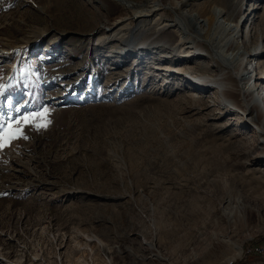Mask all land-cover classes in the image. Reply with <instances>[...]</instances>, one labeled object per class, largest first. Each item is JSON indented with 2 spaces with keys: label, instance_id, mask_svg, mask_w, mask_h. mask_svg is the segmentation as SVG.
<instances>
[{
  "label": "rangeland",
  "instance_id": "1",
  "mask_svg": "<svg viewBox=\"0 0 264 264\" xmlns=\"http://www.w3.org/2000/svg\"><path fill=\"white\" fill-rule=\"evenodd\" d=\"M215 7L262 86L264 0H0V128L27 136L0 150V264H134L147 244L226 264L233 243L231 264H264L260 134L171 63L178 17ZM205 46L188 65L212 73Z\"/></svg>",
  "mask_w": 264,
  "mask_h": 264
},
{
  "label": "bare ground",
  "instance_id": "2",
  "mask_svg": "<svg viewBox=\"0 0 264 264\" xmlns=\"http://www.w3.org/2000/svg\"><path fill=\"white\" fill-rule=\"evenodd\" d=\"M236 6L235 3H231L229 8L234 9ZM177 8L180 7L176 6ZM216 8H209L205 19H197V15L194 14H188L185 18L177 16V26L182 30L184 36L177 44V47L180 49L178 57L180 59L185 57L186 59L181 61L174 59L171 63L185 67L180 70L179 74H183L181 77L191 73V71L192 74L200 72L201 75L190 76L191 79L187 80L194 84L191 87L192 91H214L211 98L215 102L221 100L225 105L242 113L243 117L247 118L250 127L260 134L261 138L258 140V143L264 147V84L256 86L257 80L254 82L253 71L249 68L251 61L248 58V56L257 57L258 54L253 53V51L247 53L250 50V42H247V40L244 44L241 43V21L238 25H234L229 21L227 12L219 11ZM150 16L153 15L141 13L135 18L144 20ZM159 21L160 19L155 21L156 27L160 26ZM206 44L214 49L216 59L222 64L218 66V70L212 73L209 72V68H206L205 65L196 63L193 67L188 65L203 57L202 52L205 50ZM243 45H247L246 52H243ZM160 70L164 71L166 68H160ZM263 80L264 77L258 79V81ZM259 86L260 88L262 87L260 91ZM195 95H193V98ZM223 103L220 102V104ZM232 245L234 249L233 257L227 260L226 264H231L234 258L240 256L243 251L241 245H235L234 243ZM141 248L142 252H140L144 253L141 259L139 256L140 252L132 254L130 252V255L134 256V264H138V262L141 264H199L198 257L195 255L191 260H189V257L174 260L163 254L161 249L155 245L147 244ZM259 252L263 253V250Z\"/></svg>",
  "mask_w": 264,
  "mask_h": 264
},
{
  "label": "snow or ice",
  "instance_id": "3",
  "mask_svg": "<svg viewBox=\"0 0 264 264\" xmlns=\"http://www.w3.org/2000/svg\"><path fill=\"white\" fill-rule=\"evenodd\" d=\"M27 126L35 127L37 130L47 127V118L46 116H37L36 119L29 120V118H24ZM43 120V123L40 121ZM16 139H27V136L23 132V128L20 126V122H16V127L8 130L7 128H0V150H3L6 147H9L12 141Z\"/></svg>",
  "mask_w": 264,
  "mask_h": 264
},
{
  "label": "built area",
  "instance_id": "4",
  "mask_svg": "<svg viewBox=\"0 0 264 264\" xmlns=\"http://www.w3.org/2000/svg\"><path fill=\"white\" fill-rule=\"evenodd\" d=\"M257 249H259V248H257ZM257 249H256V250H257Z\"/></svg>",
  "mask_w": 264,
  "mask_h": 264
}]
</instances>
